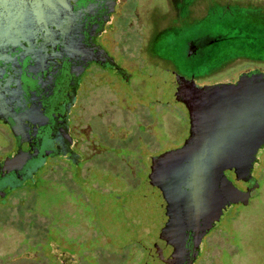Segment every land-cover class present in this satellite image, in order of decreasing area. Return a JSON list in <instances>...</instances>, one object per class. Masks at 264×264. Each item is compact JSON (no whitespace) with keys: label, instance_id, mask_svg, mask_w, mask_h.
Returning <instances> with one entry per match:
<instances>
[{"label":"flooded vegetation","instance_id":"flooded-vegetation-1","mask_svg":"<svg viewBox=\"0 0 264 264\" xmlns=\"http://www.w3.org/2000/svg\"><path fill=\"white\" fill-rule=\"evenodd\" d=\"M57 1L58 11L55 12L50 23L44 27H37L32 33L18 30L17 25L11 23L10 19L4 21L3 12L9 7L0 9V207L6 210L23 200L22 196L12 195L14 190L26 181H30L37 171H51L59 162L62 171L69 173L68 178L74 176L79 179L78 183H74L76 188L74 191H78V196L86 198V191L83 188L99 189L103 184L105 185L104 181L88 180L84 173L97 167L101 171V168L111 167L96 165L94 162V159H100L101 154L97 150L102 147L103 151L107 147L115 148L109 157L110 161L120 159L115 150L118 142L124 139L123 132L121 133L122 124L113 127L106 124L105 133L110 130L107 141L100 138L99 134H93L89 125L82 122L83 108L78 106L77 96L88 85L96 87L99 82H103L107 84L108 98H111L113 105L119 108L123 105V97L132 98L131 88L127 92L123 84L130 85L133 79L128 78L123 81L121 77L129 73H143L141 75L150 76L149 73L137 69L130 52L125 51V57H122L115 51V47H119L122 40L119 42L114 37V33L118 32L123 36L132 30L141 29L144 32L137 0L133 4L131 0ZM129 1H131L130 5ZM200 1L207 2V0ZM215 3L216 5H211L205 13L211 10V13L223 14L230 22L227 28L232 39L255 41L261 38L259 26L261 24L264 27V0H215ZM202 18L200 14L196 15L195 22H200ZM255 23L258 24L257 27L254 26ZM206 38L212 43L223 36L197 37L192 41H186L184 44L186 67L189 63L193 64L192 60L187 61V59L194 55L198 56V50L205 43ZM189 70L182 73L175 69L174 72L171 71V92L180 104L182 103L175 96L178 85L175 75L192 80L199 86L233 84L239 76L254 75L255 77L252 78L254 81L259 78L264 79V68L249 67L237 71L232 78L196 83L191 69ZM165 71H167L165 67L158 69L160 73ZM153 102H155L153 98L143 101V98L137 97L131 100L130 104L132 107L135 104L149 106ZM111 129L114 131L111 132ZM21 144L25 148L24 159L22 162L17 161L20 163L14 167L13 159ZM181 144L168 147L156 154L145 155V159H148L146 182L157 191L162 211L164 202L160 190L149 183L147 175L152 170H159L153 165L158 155L174 150ZM263 144L264 142L260 147ZM256 152L254 169L263 164V160L256 156ZM80 164H83V169L73 175L72 171ZM249 173L251 179L247 187L253 181L258 186L253 167ZM256 188L249 191L245 205L233 199L229 205L231 208L227 219L220 222L221 214L197 244H194L191 233L188 232L181 253V264H236L235 261L242 252L238 239L240 230L237 227L244 226V219H248L243 212L250 206L251 194ZM83 197L81 198L84 201ZM162 215L165 222L164 212ZM217 222L220 224L215 227ZM87 225L88 229L95 228V233L92 229L91 234L80 235L73 239L75 249L79 248L82 252L79 254L84 257L92 259L95 258V252L103 251L113 255L116 260L119 259L115 264L171 263V259L164 253L163 246L154 247L153 243L143 245V233L146 230H135V233H132L130 230L132 228L128 227L126 234L102 229L96 232L94 222L87 221ZM53 246L51 252L54 260L49 264L76 263L75 260L79 257L76 251L63 252Z\"/></svg>","mask_w":264,"mask_h":264},{"label":"rangeland","instance_id":"rangeland-1","mask_svg":"<svg viewBox=\"0 0 264 264\" xmlns=\"http://www.w3.org/2000/svg\"><path fill=\"white\" fill-rule=\"evenodd\" d=\"M131 1L129 5L136 2ZM199 1L137 0L144 32L132 30L122 33L123 36L114 33L119 42L122 40L115 51L122 57H125V51L130 52L137 69L150 76L129 73L121 77L123 81L133 79L130 85L123 84L127 92L131 88L132 98L123 97V105L119 108L108 98L107 84L103 82L96 87L88 85L77 96V104L83 108L82 122L89 125L93 134L106 140L110 132L105 133L106 124L112 127L122 124L124 139L118 142L115 150L120 159H109L115 148L97 150L101 155L100 159H94L96 165L111 167H99L102 171L97 167L84 173L88 180L105 182L99 189L83 188L86 198L74 191V183L79 179L68 178L69 173L62 171L60 162L51 171H37L30 181L14 190L12 195L22 196L23 200L8 210L0 207V264H49L54 260L52 245L63 252L76 251L79 257L75 264L117 263L119 259L103 251L95 252V258L91 259L80 255L79 248L75 249V237L89 235L92 229L95 233V228L88 229L87 221L94 222L96 232L102 229L126 234L128 227L132 228V233L146 230L143 245L156 240L164 223L163 211L157 191L146 182L148 159L145 155L181 144L188 132L186 109L171 92V71L175 69L182 73L191 69L196 83H210L232 78L241 69L264 68V27L260 24L261 38L258 40L232 39L227 28L230 22L223 14L211 13V10L205 13L211 5H216L215 0ZM199 14L203 18L195 22V16ZM215 35L223 38L212 43L206 38L199 47L198 56L187 59L193 61L187 68L185 42ZM164 67L167 71L158 72ZM137 97L143 101L153 98L155 102L132 107L130 101ZM256 156L263 164L256 170L252 166L258 186L251 194L250 206L243 212L248 219H244V226L237 227L242 252L236 264H264V144ZM81 169L83 164L72 174ZM230 208L224 209L220 222L227 219Z\"/></svg>","mask_w":264,"mask_h":264},{"label":"water","instance_id":"water-1","mask_svg":"<svg viewBox=\"0 0 264 264\" xmlns=\"http://www.w3.org/2000/svg\"><path fill=\"white\" fill-rule=\"evenodd\" d=\"M6 7L4 21L32 33L50 23L58 1L0 0V9ZM253 77L199 86L175 75V96L186 109L188 134L179 147L158 155L153 165L159 170L147 175L160 190L166 217L153 246H163L170 264H181L188 232L197 244L233 199L245 205L257 187L247 183L254 154L264 142V79ZM24 149L21 144L14 167L23 161Z\"/></svg>","mask_w":264,"mask_h":264}]
</instances>
